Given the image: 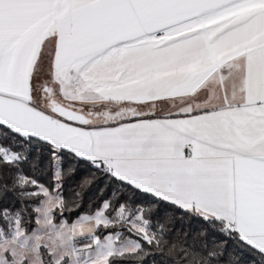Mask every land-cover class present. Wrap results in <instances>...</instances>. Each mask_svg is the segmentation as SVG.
I'll return each instance as SVG.
<instances>
[{
  "label": "snow or ice",
  "instance_id": "6c2138e0",
  "mask_svg": "<svg viewBox=\"0 0 264 264\" xmlns=\"http://www.w3.org/2000/svg\"><path fill=\"white\" fill-rule=\"evenodd\" d=\"M0 264H264V0H0Z\"/></svg>",
  "mask_w": 264,
  "mask_h": 264
}]
</instances>
